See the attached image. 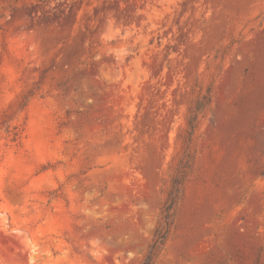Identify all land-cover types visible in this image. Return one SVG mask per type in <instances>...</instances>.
I'll use <instances>...</instances> for the list:
<instances>
[{
  "label": "rangeland",
  "instance_id": "obj_1",
  "mask_svg": "<svg viewBox=\"0 0 264 264\" xmlns=\"http://www.w3.org/2000/svg\"><path fill=\"white\" fill-rule=\"evenodd\" d=\"M0 264H264V0H0Z\"/></svg>",
  "mask_w": 264,
  "mask_h": 264
}]
</instances>
